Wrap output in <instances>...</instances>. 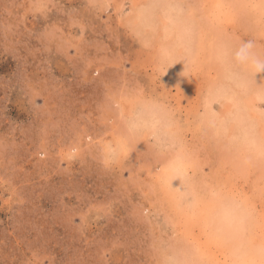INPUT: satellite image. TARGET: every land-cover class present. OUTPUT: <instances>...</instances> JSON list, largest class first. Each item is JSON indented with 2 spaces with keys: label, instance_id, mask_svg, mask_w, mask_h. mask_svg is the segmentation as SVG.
Returning <instances> with one entry per match:
<instances>
[{
  "label": "rangeland",
  "instance_id": "obj_1",
  "mask_svg": "<svg viewBox=\"0 0 264 264\" xmlns=\"http://www.w3.org/2000/svg\"><path fill=\"white\" fill-rule=\"evenodd\" d=\"M0 264H264V0H0Z\"/></svg>",
  "mask_w": 264,
  "mask_h": 264
},
{
  "label": "bare ground",
  "instance_id": "obj_2",
  "mask_svg": "<svg viewBox=\"0 0 264 264\" xmlns=\"http://www.w3.org/2000/svg\"><path fill=\"white\" fill-rule=\"evenodd\" d=\"M153 61V60H152Z\"/></svg>",
  "mask_w": 264,
  "mask_h": 264
}]
</instances>
